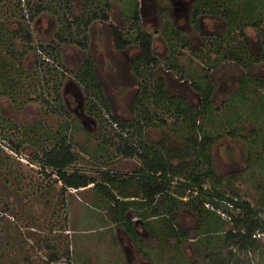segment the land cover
I'll use <instances>...</instances> for the list:
<instances>
[{
  "label": "rangeland",
  "instance_id": "374dc122",
  "mask_svg": "<svg viewBox=\"0 0 264 264\" xmlns=\"http://www.w3.org/2000/svg\"><path fill=\"white\" fill-rule=\"evenodd\" d=\"M141 2L138 24L137 0H0V264H264V232L245 251L226 240L240 209L221 198L249 201L264 215V59L256 58L264 56V0ZM93 12L110 19L85 28ZM112 26L131 41L125 49ZM139 26L159 30L153 53L160 61L138 75L131 64ZM86 55L109 110L98 92H86ZM158 77L184 112L156 102ZM140 93L150 123L145 107H134ZM114 118L135 125L122 129ZM62 135L78 157L71 170L100 183L115 175L114 193L134 203L116 208L95 183L66 187L42 168L37 156ZM126 140L141 150L144 141L171 162L169 192L155 203L140 194L142 161L121 150ZM193 142L206 146L215 170L204 178L211 194L202 195L200 210L191 203L199 191L185 190L187 174L210 172L207 153ZM124 206L130 220L146 217L138 233L126 230Z\"/></svg>",
  "mask_w": 264,
  "mask_h": 264
},
{
  "label": "trees",
  "instance_id": "16d2710c",
  "mask_svg": "<svg viewBox=\"0 0 264 264\" xmlns=\"http://www.w3.org/2000/svg\"><path fill=\"white\" fill-rule=\"evenodd\" d=\"M199 15L200 12L196 9L194 11L193 16L194 20L197 23L199 22ZM97 18H103L105 20H108L109 15L107 13L100 15L97 12H93L90 18L83 19L85 28H88L92 21ZM133 18L136 23L139 24L141 22V15L139 9L133 11ZM112 30L118 48H126L131 43V41L125 36L123 30H121L119 27L112 26ZM26 36L28 41L32 40V35L30 31L27 32ZM85 38L87 39V36ZM137 41L140 46V52L132 62V69L136 74L139 75L141 74V69L143 67L156 66L160 60L153 53L152 35L140 26L137 34ZM80 43L85 49L88 48L87 41H82ZM256 58L258 60L264 59V56L257 55ZM83 65L84 66L80 69V71L82 72V70H85V76H83L85 79L83 81L86 83V92L90 94L91 92H98L99 101L102 102L103 105L109 110L110 104L108 98L104 92L103 85L99 81L98 76L96 74L93 65V60L89 55H86L84 57ZM78 74H80V72ZM86 79L90 81H86ZM157 84L158 87L156 93H154L156 102L162 103L163 100H167L169 106H174L179 113L184 112V107L181 108V104H179L178 102L180 98H171L166 96L164 79L158 77ZM142 86L144 91H146L145 98H147L149 86L146 82H144ZM212 92V85L205 89L204 105L210 104ZM145 98L143 94H138L134 103V107L136 109L140 107H145L144 119L148 123H150L152 120V116L151 113H149L148 107L144 104ZM139 110L141 111L142 108H140ZM114 119L117 120L116 118ZM117 121L122 129H124L128 124L133 126L135 125L134 123H127L119 120ZM208 142L210 144L212 142V139H209ZM193 143L196 149L201 150L204 154L205 152L207 153L205 154V156L209 164L208 171L210 172V174L208 175H202V173H200L198 170L192 168L189 174H187L188 183H185L187 185L185 190L189 189L195 191L197 189V191H199L197 195L192 198L191 203L193 204L194 209L200 210V205L205 202V198H203L202 195L205 193L211 194V192L206 190L204 187V178L208 177L209 175H214L215 170L212 166V159L210 154H208V149L205 148L206 146L204 147V144L199 145L197 142ZM140 145L143 148L142 150L139 146L134 145L128 140H126L121 150L127 156L140 157L143 165V170L140 172L141 174L138 180L140 194L146 200V203L152 204L158 200L157 195L161 194L164 197V195L168 194L171 182L169 175L174 173L173 167L171 168V162L163 153H161L160 150L151 145H146L144 141H140ZM37 158L38 159L36 160L37 162H39L42 168L51 169V171L55 172L58 179L61 180L63 185L66 187L82 188L88 186L91 183H95V186L99 187L100 191H102L109 198L115 200L117 205L116 208H118L119 205L122 204L128 205V203L130 202L127 200H121L114 193L112 183L116 181L117 177L115 175L113 177L108 176L104 178L103 182L100 183L98 180L93 177H90L87 173L83 171H80L78 169L71 170V166L76 162L78 157L76 152L74 151L72 141H70L66 136L62 135L60 137L59 142L53 148L45 150L43 154L41 156H37ZM177 173L181 174V172L175 173L177 176H180ZM123 195L124 197L130 196L127 192H125ZM169 198H172L174 200L175 207L179 205L177 198L172 197V195H169ZM221 198L223 200H228L235 207L240 209L239 213L233 214L231 217L233 227L226 232V240L232 242L235 246L238 247V249L244 251L255 247L257 245V235L260 234V232H264V215L261 213L260 210L251 205L249 201H238L232 198L230 199L224 195H222ZM127 208L128 207L124 206L123 211L120 214L121 220L124 219V221H128L129 218L127 215ZM155 210H157V208ZM137 215L139 216L138 219L140 221L146 220V217L144 215ZM125 225L126 229H128L132 233H135L133 231V223L130 219L127 223H125Z\"/></svg>",
  "mask_w": 264,
  "mask_h": 264
},
{
  "label": "flooded vegetation",
  "instance_id": "af4514ba",
  "mask_svg": "<svg viewBox=\"0 0 264 264\" xmlns=\"http://www.w3.org/2000/svg\"><path fill=\"white\" fill-rule=\"evenodd\" d=\"M137 1L139 2V5H140V6H138V9H139V11H140V15H142V10H141V4H142V2H141V0H137ZM194 11H195V10H194ZM108 15H109V14H108ZM199 16H200V15H199ZM193 17H194V16H193ZM98 19L101 20V19H103V18H97V19H95L94 21H96V20H98ZM109 19H110V16H109ZM109 19H108V20H109ZM103 20H105V19H103ZM108 20H107V21H108ZM92 22H93V21H92ZM89 26H90V25H89ZM143 29H144L145 31L149 32V33L152 35V37H153V47H154V44H155V43H154V41H155V35H154V33H155V31H156V32H157V31L159 32V30H154V31H151V30H150V31H148V30H146L145 28H143ZM114 38H115V37H114ZM138 44H139V43H138ZM129 45H130V44H129ZM129 45H128V46H129ZM128 46H127V47H128ZM117 47H118V46H117ZM139 47H140V46H139ZM119 49H120V48H119ZM123 49H125V48H123ZM121 50H122V49H121ZM138 54H139V53H138ZM137 56H138V55H137ZM137 56H136V57H137ZM132 62H133V61H132ZM131 67H132V64H131ZM185 78H186V77H185ZM185 78L181 77V78H179V80L182 81V82H185V80H187V81L189 80V79H187V78L185 79ZM189 82L191 83L192 81L189 80ZM135 216H136V219H134ZM138 217H139V216H138L137 214L134 213V214H133V217L131 218V221H133V222H132V223H133V231L136 232V233H138V230H137V228H136V223H137L138 221H140V220L138 219ZM143 222H144L143 224L145 225L146 220H144ZM126 230H127L128 232H131V231H129L128 229H126Z\"/></svg>",
  "mask_w": 264,
  "mask_h": 264
},
{
  "label": "built area",
  "instance_id": "2783aa9c",
  "mask_svg": "<svg viewBox=\"0 0 264 264\" xmlns=\"http://www.w3.org/2000/svg\"><path fill=\"white\" fill-rule=\"evenodd\" d=\"M260 235V234H259Z\"/></svg>",
  "mask_w": 264,
  "mask_h": 264
}]
</instances>
